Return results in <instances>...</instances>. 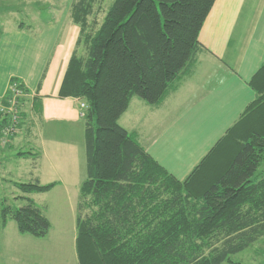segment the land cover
<instances>
[{
  "label": "trees",
  "instance_id": "16d2710c",
  "mask_svg": "<svg viewBox=\"0 0 264 264\" xmlns=\"http://www.w3.org/2000/svg\"><path fill=\"white\" fill-rule=\"evenodd\" d=\"M216 0H114L86 32L95 0H76L82 26L59 95L87 103V177L80 187L76 250L79 264H243L231 255L264 235V63L250 80L256 98L185 178L148 152L119 119L138 96L158 106L194 66L199 35ZM27 92V88L17 78ZM6 120L0 121V134ZM216 149L211 174L200 169ZM32 152H19L31 154ZM201 176V177H200ZM23 193L55 183L13 181ZM1 202V224L47 235L49 218L28 195Z\"/></svg>",
  "mask_w": 264,
  "mask_h": 264
},
{
  "label": "crops",
  "instance_id": "0c3cea01",
  "mask_svg": "<svg viewBox=\"0 0 264 264\" xmlns=\"http://www.w3.org/2000/svg\"><path fill=\"white\" fill-rule=\"evenodd\" d=\"M42 1L47 2V13H29L33 19L30 23L7 28V21L0 22V97L7 93L13 78L27 88L33 120L27 124V140L32 129L37 128L36 120L39 130L41 126L35 180L55 183L49 191L39 193L59 189L77 211L80 187L87 177L82 100L60 97L59 92L71 56L75 51H84L80 53L84 55L87 45L79 41L82 26L73 19L76 0ZM101 3L102 0H95L88 16L84 29L88 33L96 29ZM8 8L6 5L0 9V18L8 19L7 13H3ZM10 12L14 13L13 7ZM199 39L196 63L181 76L163 102L153 106L134 102L133 98L119 119L134 103L133 114L124 118L127 127L123 126L179 179L193 171L256 98L249 82L264 63V0H216ZM152 115L157 118L155 121ZM139 121L148 124L137 127ZM21 137L15 136L14 141H21ZM219 151L216 149L203 162L201 176L211 174ZM8 225L12 223L7 222L0 236L4 248L2 262L5 258L14 261V243L25 237L13 229L7 235ZM64 259L60 264L65 263Z\"/></svg>",
  "mask_w": 264,
  "mask_h": 264
},
{
  "label": "rangeland",
  "instance_id": "374dc122",
  "mask_svg": "<svg viewBox=\"0 0 264 264\" xmlns=\"http://www.w3.org/2000/svg\"><path fill=\"white\" fill-rule=\"evenodd\" d=\"M0 9L8 5V10L3 12L4 15L7 13L8 19L0 18V22L7 23L5 26L17 27L19 24H28L33 21L29 13L32 14L34 11H40L43 14L47 13V2L43 3L42 0H0ZM28 1V10L25 6ZM114 0H102V10L98 13L96 19V28L102 22L104 12L107 11ZM13 7V12L9 13V10ZM106 13V12H105ZM7 21V22H6ZM84 53V51H80ZM86 54V53H85ZM11 83V82H10ZM3 97V96H2ZM134 102H140L141 104H149L144 99L135 96ZM20 123L17 125V130L13 134L6 136L3 134V129L0 134V211L1 202L4 200L8 201L13 206H21L26 203L25 200L17 197L22 195H28L34 199L39 205L43 213L49 218L51 222V228L47 235L43 237H37L31 234L21 233L18 231L17 223L14 219H9L8 222L12 225H8L7 235L13 233L10 231L13 229L17 234H22V241L14 243L12 248L13 260L5 258L3 260L4 248L0 242V264H60L63 259V264H78V257L76 253V217L77 211L71 206L68 197L62 192L55 190L48 194L43 193H23L18 187L14 185L13 181H36V162L37 154L39 149L40 137H41V126L39 130V121L36 120V125L32 129L30 135L31 138L27 140L28 132L27 124L32 123V114L30 112V101L28 95H25L20 101ZM134 112V103L130 110L126 113L124 118H127ZM122 118L119 122L126 126L125 119ZM153 120L157 118L152 115ZM0 115V121H1ZM35 120V119H34ZM139 121L136 126H144ZM149 126H152L149 123ZM127 127V126H126ZM129 128V127H128ZM148 129V128H144ZM153 132L149 130V133ZM22 136L21 141H14L15 136ZM63 136H67L64 133ZM39 138V139H38ZM32 152L31 154H19V152ZM260 172H264V161L259 168ZM2 224L0 216V236L2 237ZM29 240V241H28ZM12 253V252H11ZM232 260L242 262L243 264H264V235L258 240L252 243L245 249L231 255ZM224 264H230L225 262Z\"/></svg>",
  "mask_w": 264,
  "mask_h": 264
},
{
  "label": "built area",
  "instance_id": "2783aa9c",
  "mask_svg": "<svg viewBox=\"0 0 264 264\" xmlns=\"http://www.w3.org/2000/svg\"><path fill=\"white\" fill-rule=\"evenodd\" d=\"M27 95V92L18 82L11 81L7 93L0 97V115L2 120H6L3 126V134L6 136L13 134L20 123V101ZM85 101L80 102L81 116L85 115L87 108Z\"/></svg>",
  "mask_w": 264,
  "mask_h": 264
}]
</instances>
